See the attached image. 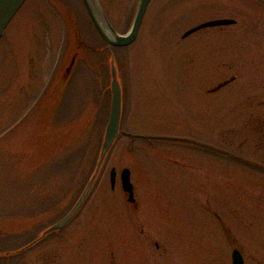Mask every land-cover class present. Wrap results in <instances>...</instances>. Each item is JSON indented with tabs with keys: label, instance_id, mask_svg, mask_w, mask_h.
Instances as JSON below:
<instances>
[{
	"label": "rangeland",
	"instance_id": "374dc122",
	"mask_svg": "<svg viewBox=\"0 0 264 264\" xmlns=\"http://www.w3.org/2000/svg\"><path fill=\"white\" fill-rule=\"evenodd\" d=\"M103 1L126 33L130 4ZM223 18L236 22L183 38ZM78 39L100 51L52 93ZM102 45L80 0H26L0 39V252L66 214L93 171L111 99ZM113 51L121 129L192 140L120 136L78 215L0 264H231L233 249L264 264V170L253 165L264 163V4L151 0L136 39Z\"/></svg>",
	"mask_w": 264,
	"mask_h": 264
},
{
	"label": "water",
	"instance_id": "95a60500",
	"mask_svg": "<svg viewBox=\"0 0 264 264\" xmlns=\"http://www.w3.org/2000/svg\"><path fill=\"white\" fill-rule=\"evenodd\" d=\"M25 0H0V37L4 34L6 26L12 20L15 13L21 7ZM264 1V0H262ZM150 0H139L137 5V10L134 15L131 27L129 30L124 34H118L111 26L110 22L108 21L106 15H102V10L96 0H84L86 8L90 14V17L102 37V39L106 42L107 46H116V47H125L131 44L139 31L144 13L146 8L149 4ZM234 21L229 19H218V20H211L201 24H198L190 29H188L184 34L183 38L205 28H211L216 26H226L232 24ZM73 61H71L69 67L66 69V73L71 68ZM110 92H111V99H110V109L108 120L105 126L103 138L101 141V145L99 147V152L96 158L95 166L93 171L91 172L88 180L86 181L79 197L68 210V212L62 216L59 220H57L52 225L48 226L46 229L42 230L36 238L32 241L27 243L26 245L22 246L21 248L6 252L0 253V257H9L16 254L23 253L28 249L35 246L41 240H43L46 236L56 233L58 234L63 228H65L80 212L84 204L86 203L87 199L89 198L92 190L95 187V184L98 181L100 173L104 167L106 162L107 156L111 151L112 147L116 140L122 135H128L133 140L136 137H144V138H166V139H178V140H185L191 141L192 139L188 138H177V137H164V136H150V135H141V134H134L128 133L125 131L120 130V123H121V115H122V89L118 79L117 68L114 63L113 58H110ZM228 81H226L227 83ZM195 141V140H194ZM213 150L220 151L225 153L229 156H232L236 159H241L246 161L235 154L229 153L225 150L218 149L214 146H206ZM116 181V170L115 168L110 169L109 173V182L111 188L114 187ZM120 182L122 186L123 192L127 195V201L130 203L134 202L133 197V186L130 181V170L128 168H124L120 172ZM232 264H243V259L241 254L234 250L232 252Z\"/></svg>",
	"mask_w": 264,
	"mask_h": 264
},
{
	"label": "flooded vegetation",
	"instance_id": "af4514ba",
	"mask_svg": "<svg viewBox=\"0 0 264 264\" xmlns=\"http://www.w3.org/2000/svg\"><path fill=\"white\" fill-rule=\"evenodd\" d=\"M81 1V4L83 5L84 9H85V12H86V15L89 17L92 25H93V28L95 29L96 33L98 34L100 40L103 42V40L101 39L100 37V34L98 33L91 17H90V14L89 12L86 10V7L84 5V1L83 0H80ZM118 3L120 4H130V7H129V12H122L121 15H131L132 14V10H134L135 12V9H136V4L138 2V0H116ZM99 4H100V7H101V10H102V15H109L106 7H105V2L103 0H98ZM135 5V6H134ZM132 9V10H131ZM131 11V13H130ZM134 15V14H133ZM110 19V18H109ZM108 19V20H109ZM235 21V20H234ZM236 22V21H235ZM1 39V38H0ZM107 50L108 51V47H106L105 45H102L101 47V50ZM100 51V48H94V47H91L85 40H81V39H78L76 41V46L74 47V50L73 52L71 53V56L69 58V65L71 63V61H73L72 65H71V68L70 70L68 71L67 73V76H64V73H65V70L67 67H65V70H63V72L61 73V77L58 78L57 81H52L50 80L49 82L50 83H54L55 85V88L53 86V89H51V92L54 93V92H58L59 90V87H61L63 84H64V79H67L66 77H70V75L72 74V71L76 68V66L79 67V65L83 64V63H86V60H87V57H86V52H88L89 54H95L96 52ZM105 64H106V61H105ZM106 66V65H105ZM106 70H107V67H106ZM56 82V83H55ZM47 90L44 91L43 95L46 94ZM42 95V96H43ZM41 103V98L40 99H36V102H35V105L34 106H38L36 105ZM258 137H259V141L256 142V146L258 147V149H261L259 147H264V127H259L258 130ZM264 164V163H262ZM135 201L133 204V206L135 207Z\"/></svg>",
	"mask_w": 264,
	"mask_h": 264
}]
</instances>
